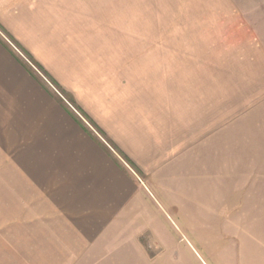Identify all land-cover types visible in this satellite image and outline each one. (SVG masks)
I'll return each mask as SVG.
<instances>
[{
	"label": "rangeland",
	"instance_id": "rangeland-1",
	"mask_svg": "<svg viewBox=\"0 0 264 264\" xmlns=\"http://www.w3.org/2000/svg\"><path fill=\"white\" fill-rule=\"evenodd\" d=\"M29 2L48 15L49 31L65 39L66 46L72 44L71 60L88 82L99 84L96 79L102 77L107 86L143 88L148 70L154 88L167 77L168 97L182 96L194 122L201 123L195 142L199 157L192 159L183 150L189 166L182 175L174 154L167 156L162 172L160 167L150 174L136 171L0 28L10 48L77 120L133 169L137 183L152 185L143 198L137 193L136 204L112 228L99 230L70 255L59 252L44 261L48 245L32 243V230L0 228V264H264V0ZM174 119L167 120L168 131ZM222 168L226 176L243 178L239 197L229 193L235 191V180L225 195L213 187L210 179ZM186 173L194 178L193 186L184 179L180 189Z\"/></svg>",
	"mask_w": 264,
	"mask_h": 264
},
{
	"label": "crops",
	"instance_id": "crops-1",
	"mask_svg": "<svg viewBox=\"0 0 264 264\" xmlns=\"http://www.w3.org/2000/svg\"><path fill=\"white\" fill-rule=\"evenodd\" d=\"M44 15L29 0H0L3 33L70 95L136 171L166 169L167 156L174 154L181 159L177 174L186 172L189 163L185 167L183 150L192 159L199 157L195 142L201 123L194 122L190 103L182 96L168 97L169 79L159 80L165 87L153 88L147 70L143 88L107 86L102 77L96 79L100 85L88 82L71 60L72 44L66 46L65 39L49 31ZM32 71L0 36V228L32 230V243L48 245L45 261L59 252L70 255L89 244L99 230L112 228L120 214L136 204L137 193L143 198L152 185L142 180L143 186L138 184L133 169L122 165ZM171 117L175 119L168 131ZM226 171L220 169L210 181L219 195H225L235 180V191L229 193L239 197L243 178L226 176ZM189 175L182 176L180 189L184 179H194Z\"/></svg>",
	"mask_w": 264,
	"mask_h": 264
}]
</instances>
